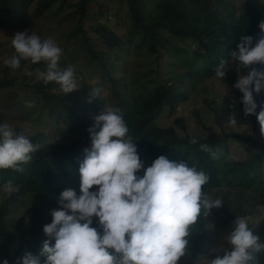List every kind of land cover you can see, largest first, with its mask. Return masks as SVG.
I'll return each instance as SVG.
<instances>
[{
	"label": "trees",
	"instance_id": "obj_1",
	"mask_svg": "<svg viewBox=\"0 0 264 264\" xmlns=\"http://www.w3.org/2000/svg\"><path fill=\"white\" fill-rule=\"evenodd\" d=\"M122 3L125 5L121 11L112 13L106 0H0L1 30L21 29L31 16L39 18L48 12L46 15L60 32L62 54L67 52L73 61L87 64L82 71L73 61L72 65H62L60 59V69L71 66L74 79L77 75L88 81L98 78L92 86L81 85L80 95L76 91L65 93L56 82L46 84L37 78L36 69L44 63L24 65L21 61L20 68L12 69L0 61V124L4 123L5 112L15 109L22 112L21 118L28 120L31 127L32 124L40 127L30 134L19 125H10L39 148L31 154L30 162L19 165L23 171L0 169V264L4 260L16 264L25 251L37 254L42 242L49 239L43 227L51 223V210L60 208L59 194L68 188L79 194V164L84 158V148L90 147L87 129L95 117L90 111L103 112L105 107L120 110L144 166H150L161 155L171 161L187 162L208 175V183L203 186L208 197L222 201L221 207L213 208L207 217L202 215L191 226L188 251L178 264H208L209 259L222 255L230 247L223 237L236 217L247 218L249 228L264 243V180L256 175L262 169L264 139L259 141L252 136L261 137L259 123L255 116L245 117L242 93L233 87L239 72L233 68L227 73L223 81L232 90L211 108L220 132L204 124L198 110L194 111L195 118L207 130L203 136L190 132L182 117L176 122L183 133L173 125L161 127L155 122L164 108H169L171 114L178 103L188 100V94L198 85L196 68L209 67L213 57L228 59L231 52L238 51L242 36L253 37V44L264 38V32L258 27L264 20V0L238 3L232 0H124ZM108 16L119 32L108 26ZM166 31L168 34L164 35ZM0 43H3L1 38ZM164 56L172 57L185 73H177L170 79L168 74L162 77ZM121 65L122 70L117 72ZM254 67L264 69V65ZM28 71L33 74L27 75ZM247 71L243 69L240 73ZM100 86L109 91L105 106L98 102L103 101L99 98ZM11 92H15L13 96ZM253 97L258 113L264 105V91L253 92ZM233 113L237 130L229 123ZM48 118L52 119L51 132L64 137V141H51L48 133L42 131ZM192 136L197 138V144L190 143ZM234 140L255 144L257 150L244 159L222 165L225 161L217 160L212 153L218 147L227 151L228 142ZM200 144H207L212 152L202 151ZM138 174L142 176L143 170ZM229 177L237 179L240 185L222 181ZM8 180L18 184L19 191L3 196L2 186ZM95 221L96 218L93 227H97ZM254 256L256 264H264V250Z\"/></svg>",
	"mask_w": 264,
	"mask_h": 264
},
{
	"label": "clouds",
	"instance_id": "obj_2",
	"mask_svg": "<svg viewBox=\"0 0 264 264\" xmlns=\"http://www.w3.org/2000/svg\"><path fill=\"white\" fill-rule=\"evenodd\" d=\"M258 27L264 32V20ZM11 46L15 54L4 61L6 66L18 69L22 60L44 63L45 71L37 69L38 79L46 84L56 82L65 93L78 89L74 69H60L62 49L53 39L42 40L25 30L11 38ZM237 49L213 71L224 79L230 61L239 73L248 69L233 87L242 93L245 117H256L264 137V105L257 113L253 97V92L264 91V69L254 67L264 65V38L253 44V37L242 36ZM93 94L97 95L96 90ZM93 119L87 129L91 144L84 148L79 164V194L71 188L59 194L60 208L51 210V223L43 227L49 239L42 242L37 254L25 251L16 264H178L188 251L191 226L222 206L220 199H210L203 190L208 175L164 155L145 169L119 109L105 107ZM229 123L236 125L235 113L229 116ZM197 142L195 136L190 137V143ZM38 148L9 124H0V169L23 171L19 165L30 162ZM200 149L212 152L207 144H200ZM141 170L142 176L138 174ZM2 191L10 195L19 191V185L8 180ZM94 218L97 227H93ZM223 241L230 247L208 264H256L254 254L264 250L260 236L249 228L245 217H236Z\"/></svg>",
	"mask_w": 264,
	"mask_h": 264
},
{
	"label": "rangeland",
	"instance_id": "obj_3",
	"mask_svg": "<svg viewBox=\"0 0 264 264\" xmlns=\"http://www.w3.org/2000/svg\"><path fill=\"white\" fill-rule=\"evenodd\" d=\"M106 1L112 7V13L120 12L122 6L125 5L122 3L124 0L123 1L122 0H106ZM232 1L235 3H238L241 0H232ZM33 6H34V3H32L31 7H29L28 9L30 10V12H32ZM48 11L50 12V10ZM47 13L43 14V16L39 18H34L33 16H31L30 20L28 21V24H26L21 29H18V30H9V29L1 30L0 29V38L3 41V43H0V61L2 60V62H4L6 59H9L12 55L15 54V50L11 46V38L17 32H23L25 30L28 31L29 35L30 34L38 35L42 40L46 38H51L61 48L62 45L60 44L58 40V35L60 32H58L54 23H51V17L49 15H46ZM108 19H109V16H108ZM122 21L123 20H121V22ZM108 26H112L113 29L119 32L117 25L115 26V22L113 19L112 20L109 19ZM166 34H168L167 31L164 32V35ZM70 47L71 46L69 45V49H68L69 51L72 50L73 44H72V47L71 48ZM130 52L132 53V51ZM68 55L69 54H67V52L66 54H62L61 56L62 65H70V64L72 65L73 60ZM221 59L222 58L213 57L210 59L212 64L209 67L206 66L208 68H206L205 66L196 68L195 70L197 71L196 76L199 77L198 85L188 94V100L178 103V105L176 106V108L171 114H169L168 112L169 108H164L161 111L160 116H158V118L155 121L159 126L167 127L169 125H173L178 132L183 133V128L179 127L176 122V120L179 117H182L184 118L186 126L188 127L190 132H193L194 134L198 133L203 136L204 134H206L207 130H204L200 126V123L195 118L194 111L198 110L199 116L204 124L213 126V128L217 132L221 131V129L219 128L218 124L215 121V116L213 115V111L211 108L216 107L222 100L221 99L222 96L225 95L226 93H230V91L232 90L230 85L224 83L223 79L217 78L213 71L214 67L218 65ZM24 62H22L24 65L31 64L30 61H24ZM73 63L75 67H77L78 69L82 71L84 70L83 67L87 65L84 62H77V59L76 61H73ZM162 63H163V66L165 67L160 70L162 77L168 74L167 78L170 79L171 77L175 76V74L177 73H183V74L185 73L183 71L184 69L179 64H177V62L172 57H170V59H167V56H164L162 58ZM133 64L135 66L136 63L134 62ZM230 65L231 66H230L228 73L231 72L233 68H235L234 62L230 61ZM37 69H39L40 71H45L46 65H41ZM146 69L147 68H145V70ZM121 70H122V65L119 66L117 72ZM130 70H131V67L128 68V72ZM239 75H242V74L239 73ZM75 81L79 82L80 84L78 85V89L74 91H76L78 95H80V93L82 92L81 85L86 84L87 86H92L95 84L96 81H98V78L88 81L87 79H83L82 75H77L75 76ZM186 88L188 90V85ZM98 92H99V98L103 99V101L100 100L98 102L102 106H105V104L106 103L108 104L109 102V99H108L109 91L106 87L104 88V86H100ZM14 93L15 92H11L10 93L11 96H13ZM205 99H207V101H205ZM6 105H9L8 102H6ZM21 113L22 112L20 110L9 109L8 111L5 112V114L3 113L4 123H7L9 125H19L21 129L23 128L25 132L29 131L30 134H34L40 130V127H36L33 124L31 127V123L28 120L21 118ZM90 113L92 114V116H97L101 114L102 112H98V111L96 112L94 110H91ZM50 120L52 119L51 118L45 119V124L42 127L43 129L42 131L45 133H48V139L51 141H55V142L64 141L65 140L64 137L54 136V134L51 132V128L49 126V124H51ZM232 127H236L235 128L236 130L239 129L237 126H232ZM225 129L227 130V127ZM259 129H260V125H259ZM245 130L247 129L245 128ZM252 136L259 141H263L264 139V137L262 136L261 137L255 136V135H252ZM256 150H257V146L255 144L234 140V141L228 142L227 151H224L222 148L218 147V150L216 149L214 151L215 153L214 157L217 160L225 161L221 163L222 165H225L230 160L244 159L245 157L248 156V154ZM145 167H147L146 164H145ZM256 175L258 179H260L261 177L264 180V157H263V162H262V169L261 171L259 169ZM222 181L228 184H234V185L239 184L240 185L237 179H232L231 177L226 178ZM5 195L6 193L3 194V196ZM26 204L27 202L24 201L23 205L26 206ZM261 218H262V215L259 217V219ZM54 242L55 241L53 240L52 243L54 244ZM211 249L214 250V248H211Z\"/></svg>",
	"mask_w": 264,
	"mask_h": 264
}]
</instances>
